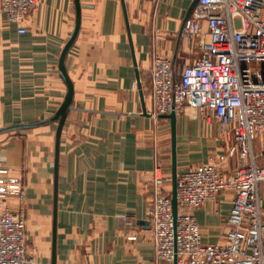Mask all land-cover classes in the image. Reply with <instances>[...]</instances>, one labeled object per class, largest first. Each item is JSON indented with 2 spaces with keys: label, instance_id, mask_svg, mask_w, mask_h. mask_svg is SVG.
<instances>
[{
  "label": "crops",
  "instance_id": "1",
  "mask_svg": "<svg viewBox=\"0 0 264 264\" xmlns=\"http://www.w3.org/2000/svg\"><path fill=\"white\" fill-rule=\"evenodd\" d=\"M78 1L80 29L65 60L73 100L58 154L52 118L69 91L61 58L77 0H39L24 34L0 7V129L43 122L0 132V156L26 181L31 264H155L152 172L159 157L172 191L173 144L171 119L149 112L150 70L154 56H169L179 75L197 55L182 36L193 1ZM224 146L218 125L192 108L177 113L178 173ZM231 208L224 191L192 210L205 241L224 237Z\"/></svg>",
  "mask_w": 264,
  "mask_h": 264
},
{
  "label": "built area",
  "instance_id": "2",
  "mask_svg": "<svg viewBox=\"0 0 264 264\" xmlns=\"http://www.w3.org/2000/svg\"><path fill=\"white\" fill-rule=\"evenodd\" d=\"M38 4L0 0L20 34ZM182 36L186 52L197 55L179 75L172 58L153 57L149 112L192 108L220 127L225 146L208 162L178 173L176 218L166 188L170 178L157 157L150 210L155 264H264V0H199ZM224 191L232 193L227 231L207 242L192 210L217 202ZM31 262L26 181L0 156V264Z\"/></svg>",
  "mask_w": 264,
  "mask_h": 264
},
{
  "label": "water",
  "instance_id": "3",
  "mask_svg": "<svg viewBox=\"0 0 264 264\" xmlns=\"http://www.w3.org/2000/svg\"><path fill=\"white\" fill-rule=\"evenodd\" d=\"M199 0H194L191 8L189 10L188 16L187 18L190 16L193 8L196 6V4L198 3ZM186 18V19H187ZM80 23H81V7L79 5V1L77 0V23H76V27L73 33L72 38L70 39V41L68 42V44L66 45V47L64 48V51L62 53V58H61V71L62 74L64 76V78L67 81L68 87H69V91H68V95L67 98L62 106V108L59 110V112L52 118V119H59V127L57 130V154L59 153V145H60V138H61V134H62V130H63V126L65 124V119L67 117V114L69 112V110L71 109L72 106V100H73V87H72V83L71 80L67 74V70L65 67V60H66V56L69 52L70 47L72 46V44L74 43L75 39L77 38V35L79 33V29H80ZM164 117H168L171 119V125H172V203H173V212H174V216L175 218L178 215V210H179V202H178V196H177V180H178V162H177V114L176 112H172L170 114L167 115H163ZM43 122H36V123H24V124H17V125H11V126H7L4 128L0 129V132L3 131H8V130H13V129H18V128H27V127H32L38 124H41ZM175 264H177V262L175 261Z\"/></svg>",
  "mask_w": 264,
  "mask_h": 264
},
{
  "label": "rangeland",
  "instance_id": "4",
  "mask_svg": "<svg viewBox=\"0 0 264 264\" xmlns=\"http://www.w3.org/2000/svg\"><path fill=\"white\" fill-rule=\"evenodd\" d=\"M171 180H172V177H171Z\"/></svg>",
  "mask_w": 264,
  "mask_h": 264
}]
</instances>
